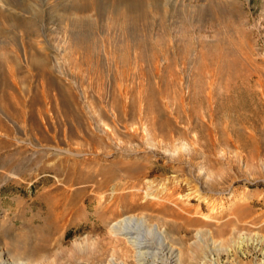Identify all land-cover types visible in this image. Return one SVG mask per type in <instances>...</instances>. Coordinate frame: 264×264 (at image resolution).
<instances>
[{
    "label": "rangeland",
    "instance_id": "rangeland-1",
    "mask_svg": "<svg viewBox=\"0 0 264 264\" xmlns=\"http://www.w3.org/2000/svg\"><path fill=\"white\" fill-rule=\"evenodd\" d=\"M24 1L0 0V9L30 18ZM209 1L150 4L146 49L156 60L115 53L125 38L110 12L85 13L90 37L72 39L54 10L61 0H36L44 15L32 34L0 31V264H138L124 234L113 237L131 262L102 248L114 219L103 205L131 184L156 209L134 214L162 229L172 223L175 258L191 248L184 264H264V0ZM155 65L167 89L149 93L138 85ZM58 81L83 109L80 120L65 111L74 104L63 105ZM118 144L125 162L148 167L122 187L95 185L90 165L118 160L110 151Z\"/></svg>",
    "mask_w": 264,
    "mask_h": 264
},
{
    "label": "bare ground",
    "instance_id": "bare-ground-1",
    "mask_svg": "<svg viewBox=\"0 0 264 264\" xmlns=\"http://www.w3.org/2000/svg\"><path fill=\"white\" fill-rule=\"evenodd\" d=\"M4 1H6L7 3L10 1V3L13 2L14 4L16 3L17 0H4ZM24 2H25L23 5V7L25 8L24 11L31 13V17L30 18L17 17V15L15 16L14 14L4 13L0 9V24H1L0 31L4 32L7 28H11V29L17 28V26L22 27V29L27 34H32L34 31H36V27H34L33 29L32 27L36 26V24L38 25L40 20L43 19L44 14L41 11L42 9L38 8L39 6L36 3V0H25ZM162 2L163 0H61V2H59L57 6L55 5L56 7L54 6L53 7H54V10L58 12V15L61 17V19L64 18L70 21L68 31L70 32L71 38L73 39L76 37L84 41L89 39L90 33H91L90 31H93L87 21V17L85 13L91 10H94L97 14H102L104 12H110L112 15H114L116 19H119L120 22L117 24V28L119 29L121 35L124 36L125 38L124 45H122L123 47L118 48L116 52L115 51L114 52L118 56H120L122 59H125L126 61L129 62V61L138 60V59L149 60L150 57H153L154 58L153 60H156L157 56H156L154 47H150L149 49L150 51L146 49L147 47L146 45H148L149 43V37H148L149 30L147 31V28H149L151 25V22L149 21V19L147 20V11H148V7L150 6V4H152V7H155V9L157 10H163ZM209 2H210L209 5L211 6L214 5L213 3H215L212 0H210ZM59 11H61L62 14ZM143 18H146L145 20L146 22L144 23V27L140 29L138 27L137 22L139 20H143ZM161 18L163 20L165 19V12L161 14ZM9 21H12V23L8 24ZM80 28L82 31L85 32V34L84 33L83 35L79 34ZM163 28L165 31L168 30L167 26L165 25H163ZM89 50H90L89 44H86L85 42V52H86L85 59L86 60H91V56H90L91 52ZM43 56H44L43 57L44 60L49 59L48 56L46 55H43ZM158 70L159 69L155 65V68L152 71L142 72L143 76L146 75L145 76L146 81L145 82L141 81L138 87L143 90H146L149 93H155V91H161V90L167 89L166 86L162 87V82H160V81H164L163 77L162 78L159 77L160 81H156L154 79V73L157 74ZM171 72L172 70L170 71V73ZM56 84L58 86L59 94L61 95L60 99L62 100L63 105L66 106V103H68V101L73 102L74 104L72 109L67 106V108H65V111L67 113H70L74 119L80 120L84 116L83 109L78 104H75V98L73 96L67 95V93H69V91L67 90V86H64V84H62V82L60 81L56 82ZM112 107H111V110H112ZM98 117L100 119L102 118L99 115ZM90 141L88 140L89 144L92 143ZM122 142L124 143V141ZM84 143L86 142L84 141ZM93 143L90 145V149H91L90 151L94 153V155L96 156L95 158L103 159L102 152H101L102 150L99 151L100 150L99 143L97 141ZM77 145L79 144L77 143ZM83 148H84V144H83ZM122 148H123V145L118 144L116 147L110 150L112 155L118 156V160H116L115 162L111 164L102 162L99 164L90 165L91 170H89V174H88L89 180L93 181V183L97 186H103L105 184L110 183L112 186H114V188H118L124 185L122 182H124L123 179H125L127 175L133 174L140 170L143 172L146 170L148 165L145 164L144 162L142 163L141 162H134V163L125 162L122 159L123 157H120V156H126L127 154H129L130 156V153L122 151ZM121 170H123V172H121ZM72 181L73 183H79L83 181V179L80 175H78V176H75L72 179ZM138 187L139 186H136L133 184L129 185L128 187H126L127 190L124 189L122 191H119L111 199H107V201L103 205V209L101 207L102 209L101 212L110 211L111 215L114 216L113 224L110 227V232H112V235L111 234H109L108 236L106 235L109 241L103 243L102 245V248L104 249V251L113 250L114 257H121L123 260L127 262H131V260L129 259L130 254L128 253V250H125L122 246L124 244L122 240H120L119 238L113 237V234L119 233V234H124V237H126L127 239L126 242L128 246L131 247V249H133V252H134L133 257L135 258L138 264H184L186 262L189 263L192 258V255H190V252H188L187 250H191L190 247H187L188 248L187 250H185L184 248L179 249V253L177 254L178 258L176 259L175 258L176 254L174 253V247L167 242L166 228L171 227L172 223L163 221L162 224L164 228L162 229L160 223L151 224V222H148V220L146 219V215H142L138 217L136 214L133 213L137 210H142V209L146 210L149 208L150 209L152 208L153 211L156 210L152 205L147 204V203H142L137 198H135V196H133V194L135 195L138 194L137 192ZM80 190L81 188L76 186L74 190H72L71 193L75 195ZM71 198H72V195H71ZM114 205H118L116 206L117 208H114ZM124 213H128L129 215H126ZM101 214H104V213H101ZM97 215L100 221L101 220L108 221L107 220L108 218L106 219L105 217H102L103 215H100L99 212ZM64 217L62 216V218ZM230 223H232V220L229 221L227 224H230ZM120 246L122 247L119 248ZM104 253L99 254L96 260L103 261ZM113 260L114 259H111L112 263H113Z\"/></svg>",
    "mask_w": 264,
    "mask_h": 264
}]
</instances>
